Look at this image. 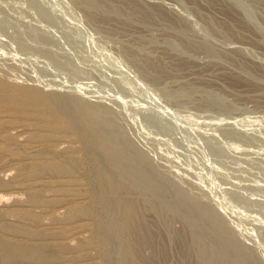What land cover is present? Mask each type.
<instances>
[{"label":"rangeland","instance_id":"1","mask_svg":"<svg viewBox=\"0 0 264 264\" xmlns=\"http://www.w3.org/2000/svg\"><path fill=\"white\" fill-rule=\"evenodd\" d=\"M0 81L57 126L0 102L1 243L121 264L113 198L136 204L132 264H241L233 242L264 264V0H0ZM99 141L145 184L109 195Z\"/></svg>","mask_w":264,"mask_h":264},{"label":"bare ground","instance_id":"2","mask_svg":"<svg viewBox=\"0 0 264 264\" xmlns=\"http://www.w3.org/2000/svg\"><path fill=\"white\" fill-rule=\"evenodd\" d=\"M14 86V85H13ZM35 89V88H34ZM53 101V100H52ZM0 102L1 104L5 107L6 111L8 110L9 112L15 113V114H22V116H26V117H32L35 118L36 121H38L41 126L47 130H53L55 129L57 126L55 125V115H54V110L52 105L50 104L49 101V96L42 94L41 92L37 91V90H32V89H26V88H22V87H12V86H7L6 84H4L3 82L0 81ZM54 102V101H53ZM56 103V102H55ZM56 108V107H55ZM60 108V107H59ZM90 109V108H89ZM89 111V110H88ZM91 111V110H90ZM98 112V111H97ZM6 113V112H5ZM70 113V112H69ZM94 113V112H93ZM105 113V112H104ZM72 115V114H71ZM89 119V118H88ZM106 119V118H105ZM111 119V118H110ZM99 122V121H98ZM108 122V121H107ZM101 123V122H100ZM98 125V124H97ZM63 128L68 129L69 123L65 122L61 125ZM60 126V127H61ZM90 126V125H89ZM96 126V125H95ZM59 127V126H58ZM92 127V126H91ZM71 128V127H70ZM82 129V128H81ZM93 130V128H92ZM88 131V130H87ZM73 133V132H72ZM77 133V132H76ZM103 134V133H102ZM101 137V136H100ZM106 137V136H105ZM84 138L86 139L87 143H92V141L94 140L93 135L90 134L89 132H86V134H84ZM114 139V138H113ZM48 140V139H47ZM106 140V139H105ZM110 140V138H109ZM111 141V140H110ZM110 143V142H109ZM114 143V142H113ZM99 149L100 151L104 154V156L106 157L109 165L116 170L117 172H119V176L117 178V180L115 181L112 177H108L107 178V191L109 195H114L115 193L119 194L120 192L125 193L129 187L128 184L130 183H142L141 185L145 184L144 179L146 178H142L141 175L135 174L133 171H131V169H129L128 167H126V164L122 163V161L120 159H122V157L119 159L117 157V155L110 150L105 144L101 143L99 141ZM89 146V145H88ZM116 148V147H115ZM113 149V148H112ZM116 150V149H115ZM118 151V150H117ZM99 152V151H97ZM120 154V153H119ZM122 154V153H121ZM120 154V155H121ZM143 156V155H142ZM126 159V158H125ZM128 160V159H127ZM131 161V160H130ZM124 162V161H123ZM96 164V163H95ZM131 164V163H130ZM96 167V166H95ZM134 167V166H133ZM47 169H50L52 171L55 172H60L62 174H66L67 172H70L72 170H70L71 168H69L68 166L64 165V164H60V163H52V164H48V166L46 167ZM135 168V167H134ZM133 168V169H134ZM101 170V169H100ZM109 171V170H108ZM138 172V171H137ZM99 173V172H98ZM109 173V172H108ZM71 174V173H70ZM103 175V174H102ZM64 176V175H63ZM88 176V175H87ZM107 176V175H106ZM109 176V175H108ZM146 176V175H145ZM72 177V176H71ZM73 179V178H72ZM140 182V183H139ZM70 184V183H68ZM99 186V185H98ZM146 187H149V185H144ZM66 187V186H65ZM130 188V187H129ZM147 188V194L148 190ZM105 189V188H104ZM144 189V188H143ZM99 193V192H98ZM114 193V194H113ZM146 193V191H145ZM70 194V193H69ZM108 194H106L107 196H109ZM72 195V194H71ZM93 196V195H92ZM126 196V195H124ZM111 197V196H109ZM130 197V195H129ZM128 197V198H129ZM135 197V196H134ZM98 198V197H97ZM100 198V197H99ZM107 198V197H105ZM111 198H109V200H106L105 203L107 205V210L109 212L108 215L112 214L113 216L115 215L118 220H121V224L122 227L124 228V233L126 234L127 239L125 238V240H127V242H125L126 244L124 245V248L122 250L121 254V264H132L134 262V260L136 259V248H135V238L133 237L134 235H136L135 233V227L136 225V217H135V212H136V204L134 205L132 202L130 201H126L120 205L119 201H117L118 203L113 201V198L110 200ZM98 200V199H97ZM115 200V199H114ZM133 201V200H132ZM140 201V199H139ZM72 204V203H71ZM75 204V202H74ZM70 205V204H69ZM157 205V204H156ZM120 206V207H119ZM104 208V207H103ZM163 208V207H162ZM143 209V208H142ZM139 210V209H137ZM159 210V209H158ZM160 211V210H159ZM139 212V211H138ZM79 214V213H78ZM160 214V213H159ZM76 217V215H74ZM138 216V215H137ZM76 219H78V217H76ZM80 219V218H79ZM111 219V218H110ZM119 220V223H120ZM106 221V220H105ZM112 221V220H111ZM141 222V220H139ZM101 222V221H100ZM34 223V222H33ZM81 223V222H80ZM119 225V226H120ZM138 226V225H137ZM144 228V227H143ZM150 228V227H149ZM104 229V228H103ZM119 230L120 227L118 228ZM139 229V228H138ZM145 229V228H144ZM147 230V229H146ZM144 231V230H143ZM142 231V232H143ZM99 232V231H98ZM121 232V231H120ZM139 232V231H138ZM141 232V231H140ZM139 232V233H140ZM150 232V231H149ZM105 233V232H104ZM145 234H147L146 232H144ZM121 234V233H120ZM121 234V235H123ZM151 234V233H149ZM102 235V234H100ZM142 235V234H141ZM148 236V234L146 235ZM179 236V235H178ZM181 236V235H180ZM105 237V236H103ZM102 237V238H103ZM140 237V236H139ZM150 237V236H149ZM95 238V237H94ZM106 238V237H105ZM137 238V237H136ZM148 238V237H147ZM139 238H137L138 240ZM155 239V238H154ZM116 240V239H115ZM153 240V239H152ZM146 242V241H145ZM150 242V240H149ZM5 243V242H4ZM7 243V242H6ZM82 243V242H81ZM119 243V242H118ZM140 243V242H139ZM138 243V244H139ZM143 244V243H142ZM150 244L152 245V243L150 242L148 245L150 246ZM196 244V243H195ZM84 245V244H83ZM141 245V244H139ZM34 246V245H33ZM101 246V244H100ZM136 246L137 243H136ZM27 247V246H25ZM70 247V246H69ZM108 247V246H107ZM140 247V246H139ZM137 247V248H139ZM151 247V246H150ZM228 249H230V251L233 254L234 259L237 262H240L241 264H247V260H245V258H242V255H240V252L238 253V248L237 245L233 242V243H228L227 244ZM40 248V247H39ZM39 248H26V249H22L21 247L16 246V244H3L0 242V255L2 257V264H18L17 263V258L19 257H25L28 259H30L31 261H34L35 263H44L46 261V256L45 253L43 252L42 249ZM103 248V247H102ZM109 248V247H108ZM142 249V247H141ZM98 250V249H97ZM103 251V250H102ZM120 252V251H119ZM203 252H204V248H203ZM202 252V253H203ZM141 253V252H140ZM138 253V254H140ZM201 253V251H200ZM99 254H101L99 252ZM137 254V256H138ZM144 254V253H143ZM140 258V257H139ZM152 259V258H151ZM145 260V259H144ZM19 261V260H18ZM71 261V260H70ZM90 261V260H89ZM140 261V260H139ZM143 261V260H142ZM140 263V262H139ZM59 264V263H58ZM107 264V263H105ZM110 264V263H109ZM119 264V263H118ZM143 264V263H142ZM145 264V263H144Z\"/></svg>","mask_w":264,"mask_h":264}]
</instances>
